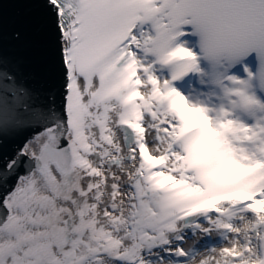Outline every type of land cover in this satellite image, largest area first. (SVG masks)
<instances>
[{
  "label": "snow or ice",
  "instance_id": "1",
  "mask_svg": "<svg viewBox=\"0 0 264 264\" xmlns=\"http://www.w3.org/2000/svg\"><path fill=\"white\" fill-rule=\"evenodd\" d=\"M0 264H264V0H0Z\"/></svg>",
  "mask_w": 264,
  "mask_h": 264
}]
</instances>
